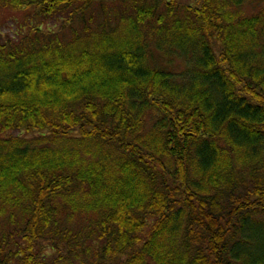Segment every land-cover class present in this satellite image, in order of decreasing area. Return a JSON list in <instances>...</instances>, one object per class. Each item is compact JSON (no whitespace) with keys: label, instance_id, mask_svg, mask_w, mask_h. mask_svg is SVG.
<instances>
[{"label":"trees","instance_id":"16d2710c","mask_svg":"<svg viewBox=\"0 0 264 264\" xmlns=\"http://www.w3.org/2000/svg\"><path fill=\"white\" fill-rule=\"evenodd\" d=\"M5 10L0 264H264V0Z\"/></svg>","mask_w":264,"mask_h":264},{"label":"rangeland","instance_id":"374dc122","mask_svg":"<svg viewBox=\"0 0 264 264\" xmlns=\"http://www.w3.org/2000/svg\"><path fill=\"white\" fill-rule=\"evenodd\" d=\"M186 1V0H185ZM27 12H29L27 10ZM26 11H11L5 10L0 11V28L4 33H8V30H16L23 20V16L27 13ZM24 134V133H23Z\"/></svg>","mask_w":264,"mask_h":264}]
</instances>
